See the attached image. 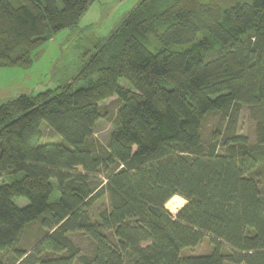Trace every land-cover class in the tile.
Returning <instances> with one entry per match:
<instances>
[{"label": "trees", "instance_id": "1", "mask_svg": "<svg viewBox=\"0 0 264 264\" xmlns=\"http://www.w3.org/2000/svg\"><path fill=\"white\" fill-rule=\"evenodd\" d=\"M97 1L0 0V69L29 67ZM80 76L0 104V178L22 173L0 184V264H264V0H143ZM112 102L104 146L94 128ZM244 106L253 140L238 132ZM43 123L62 142L42 143ZM174 197L187 201L176 215ZM205 239L209 254L182 256Z\"/></svg>", "mask_w": 264, "mask_h": 264}, {"label": "rangeland", "instance_id": "2", "mask_svg": "<svg viewBox=\"0 0 264 264\" xmlns=\"http://www.w3.org/2000/svg\"><path fill=\"white\" fill-rule=\"evenodd\" d=\"M143 0H98L92 5L77 25L59 34L50 37L48 41L32 52V63L27 68H1L0 69V104L16 99L20 95L37 97L47 91L50 97L61 93L64 87L69 86L70 91L83 87L85 84L80 76L84 66L91 56L95 55L112 37L120 27L124 18L138 7ZM71 86H70V85ZM118 109V102L107 103L102 106V112L106 116L97 121L94 128V138L97 143L107 146L114 130L113 120ZM219 123V117L212 114L207 117L203 133L208 136L213 128ZM44 138L42 143L62 142V138L45 123L42 124ZM238 132L250 140L254 139L255 121L250 115L247 106L242 107ZM22 177V173L5 175L0 178V184L12 183ZM57 189L54 190L51 201L60 198ZM183 199L174 197L167 203L168 210L176 215L186 204L178 210L175 208ZM19 207L28 205L26 198H15ZM107 199L97 203L91 209L94 216L105 206ZM43 231L39 224L27 227L20 238L22 248H30L42 236ZM82 253L90 254L92 246L90 241L83 235L71 236ZM212 246L208 239L194 249H185L182 256L207 255Z\"/></svg>", "mask_w": 264, "mask_h": 264}, {"label": "bare ground", "instance_id": "3", "mask_svg": "<svg viewBox=\"0 0 264 264\" xmlns=\"http://www.w3.org/2000/svg\"><path fill=\"white\" fill-rule=\"evenodd\" d=\"M186 203V201L183 199L180 204H178V206L175 208L174 211L178 210L182 205H184Z\"/></svg>", "mask_w": 264, "mask_h": 264}]
</instances>
